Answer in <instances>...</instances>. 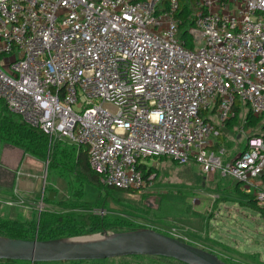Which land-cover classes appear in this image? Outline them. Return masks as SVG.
<instances>
[{
  "label": "built area",
  "instance_id": "1",
  "mask_svg": "<svg viewBox=\"0 0 264 264\" xmlns=\"http://www.w3.org/2000/svg\"><path fill=\"white\" fill-rule=\"evenodd\" d=\"M190 7L192 49L178 0H0V102L50 142L82 147L104 188L146 193L142 167L168 157L264 207L263 138L227 163L209 151L213 115L224 125L244 104L264 117V0Z\"/></svg>",
  "mask_w": 264,
  "mask_h": 264
},
{
  "label": "rangeland",
  "instance_id": "2",
  "mask_svg": "<svg viewBox=\"0 0 264 264\" xmlns=\"http://www.w3.org/2000/svg\"><path fill=\"white\" fill-rule=\"evenodd\" d=\"M239 108L229 126L221 125L216 115L211 117L219 127L212 140L217 146L210 152L220 157L222 163L243 150L249 137L262 132L264 117L257 126L248 127L244 122L247 109L244 104ZM48 142L43 159L22 152L15 169L14 188L10 192L7 188L0 189V238L14 232L12 227L28 238L37 237L42 213V217L53 221L61 217L64 222L56 221L49 230L59 229L56 233L64 236L78 230L84 232L82 236L62 239H100L119 227L138 230L152 226L181 236L187 244L211 252L227 264H264V212L245 206L247 198L236 189L233 180L221 178L217 171L205 174L194 162L178 165L168 159L152 160L148 165L157 170V178L148 192L114 193L99 189L88 179L86 170L83 173L77 167L79 147ZM50 193L55 194L52 202L48 201ZM84 218L94 227L88 234L86 231L91 227L84 226ZM98 224L105 230L95 228ZM103 264L173 263L139 257L113 259Z\"/></svg>",
  "mask_w": 264,
  "mask_h": 264
},
{
  "label": "water",
  "instance_id": "3",
  "mask_svg": "<svg viewBox=\"0 0 264 264\" xmlns=\"http://www.w3.org/2000/svg\"><path fill=\"white\" fill-rule=\"evenodd\" d=\"M54 193L48 200L53 201ZM47 241L0 238V261L29 264L96 262L148 256L170 258L183 264H226L216 255L149 228L103 234L100 239Z\"/></svg>",
  "mask_w": 264,
  "mask_h": 264
},
{
  "label": "trees",
  "instance_id": "4",
  "mask_svg": "<svg viewBox=\"0 0 264 264\" xmlns=\"http://www.w3.org/2000/svg\"><path fill=\"white\" fill-rule=\"evenodd\" d=\"M179 1V10L176 14V18L178 20V39L181 42H184L185 46L187 48L192 49L194 47V44L191 42V39L187 33L188 29L190 27L193 26V18L191 16V5L195 4L197 0H178ZM164 2H166V0H164ZM240 105V104H239ZM239 105H237V107L234 109L235 111V115L233 118H231L229 121H227L225 123L226 126H229L236 118V116L239 114L240 112V108ZM247 109V112L245 113V125H247L248 127H255L257 126V124L259 123V121L261 120L262 117L259 118H254L248 108L247 105H244ZM260 130H262L261 133L255 134L251 137H261L264 140V125H262L260 127ZM250 138V137H249ZM49 138L43 134L42 132H40L39 130L30 128L29 126H27L26 124H24L19 118H15V115L9 113L7 111V109L2 105V103L0 102V142L6 143L7 145H12L15 146L17 148H19L22 152L26 153H30L33 155H36L37 157L43 159L46 155L47 149H48V144H49ZM217 144H215V146L213 148H216ZM75 152V151H74ZM162 159H168L170 161L175 162L174 160L168 158V157H162L157 159L158 161H161ZM76 163H77V167H81V170H83L82 172L85 173L84 170H86L89 178L93 181V183L99 187V189H106L108 191H112L114 193H120V192H128V193H132L133 191H122V190H118V189H113V188H104L102 187V185L100 184V178L99 176L92 172L89 167H88V162H87V153L86 151L82 148L79 147L78 151H76ZM177 163V162H175ZM178 164V163H177ZM179 165V164H178ZM143 168V172H144V176L145 178L148 177L149 175H154V181L157 178V170L150 166L148 168L146 167H142ZM80 169V168H79ZM231 179V178H229ZM233 180V179H231ZM234 181V180H233ZM236 183V189L238 191H240L242 194L245 195V197L247 198L246 200V205L247 207L251 208L252 210L256 211V212H264V207L263 208H258L257 207V203L255 202L253 196L245 194L242 190H241V185L240 183L234 181ZM50 201V200H48ZM54 201V200H53ZM52 202V201H50ZM61 217L57 218L56 221H61ZM83 220V224L84 226H90L91 229L87 230L86 233L88 234L92 229H94V227H92V225H88V222H85L86 218L82 219ZM56 221H53L51 218H46V217H42V213L40 214L39 217V222H38V231H37V237H33L32 238H28L27 236L21 234L23 233V231H21L20 229H16V227H12V229H14L15 231L12 232L11 234L7 235L6 237L9 239H19V240H39V241H47V240H53V239H62L65 237H76V236H82L84 235L83 230H78V231H74L71 233H68L66 236H64L63 233H56V231H59V229L57 230H49V228H51ZM63 222V221H61ZM64 223V222H63ZM100 225V224H98ZM41 226V228H40ZM8 228H11L10 226ZM95 228H99L101 230H105L104 227L97 226ZM120 229H118V231H113V232H129V231H133V228L130 227H119ZM145 228H149V227H145ZM116 229V228H114ZM153 229V228H152ZM61 230V229H60ZM154 231L161 233L163 235L166 236H170L172 237L170 234L161 232L159 230L153 229ZM182 242H185L182 239H178ZM139 257H148V256H135V257H125V258H139ZM152 258H157L159 260H164V261H168L171 262L173 264H183L181 262L175 261L173 259L170 258H163V257H152ZM115 259H124V258H115ZM109 260H113V259H109ZM108 261V260H104V261H96V262H71L68 264H86V263H99V264H103V262ZM224 262V261H223ZM4 263H24V264H29V263H25V262H10V261H4ZM226 263V262H224ZM37 264V263H34ZM227 264V263H226Z\"/></svg>",
  "mask_w": 264,
  "mask_h": 264
},
{
  "label": "crops",
  "instance_id": "5",
  "mask_svg": "<svg viewBox=\"0 0 264 264\" xmlns=\"http://www.w3.org/2000/svg\"><path fill=\"white\" fill-rule=\"evenodd\" d=\"M212 140H211V147H209V151L214 147ZM21 157H22V151L19 148L12 146L10 144L7 145L6 143L0 142V189L7 188L10 192L14 188V182L17 175V173H15V169ZM261 188H264V186L262 185ZM151 227H149V229H152ZM0 264H24V263H4V261H0ZM55 264H68V263H55ZM86 264H99V263H86Z\"/></svg>",
  "mask_w": 264,
  "mask_h": 264
},
{
  "label": "bare ground",
  "instance_id": "6",
  "mask_svg": "<svg viewBox=\"0 0 264 264\" xmlns=\"http://www.w3.org/2000/svg\"><path fill=\"white\" fill-rule=\"evenodd\" d=\"M83 239H85V240H89L90 238H83Z\"/></svg>",
  "mask_w": 264,
  "mask_h": 264
}]
</instances>
